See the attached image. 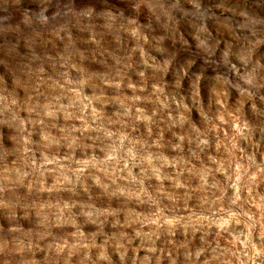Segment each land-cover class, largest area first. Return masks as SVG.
Instances as JSON below:
<instances>
[{
    "label": "clouds",
    "instance_id": "1",
    "mask_svg": "<svg viewBox=\"0 0 264 264\" xmlns=\"http://www.w3.org/2000/svg\"><path fill=\"white\" fill-rule=\"evenodd\" d=\"M0 264H264V0H0Z\"/></svg>",
    "mask_w": 264,
    "mask_h": 264
}]
</instances>
